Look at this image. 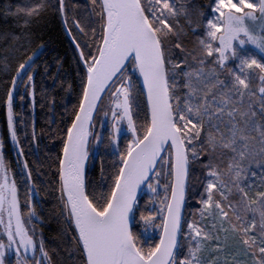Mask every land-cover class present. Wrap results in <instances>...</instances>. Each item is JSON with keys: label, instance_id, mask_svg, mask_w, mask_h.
Listing matches in <instances>:
<instances>
[{"label": "snow or ice", "instance_id": "6c2138e0", "mask_svg": "<svg viewBox=\"0 0 264 264\" xmlns=\"http://www.w3.org/2000/svg\"><path fill=\"white\" fill-rule=\"evenodd\" d=\"M48 6L36 0L17 12L39 18ZM65 8L58 0V11ZM209 9L187 0H92L83 21H73L80 92L56 164L80 264H264V0H212ZM186 28L199 32L190 49ZM24 47L0 51L7 126L20 156L14 99L21 83L34 97L31 70L43 45ZM101 112L114 159L97 184L86 164L92 140L102 141L94 130ZM193 163L202 191L186 215ZM20 175L31 181L27 160ZM24 207L27 214L0 151V264L8 252L17 264H51L31 198ZM150 229L155 239L142 235Z\"/></svg>", "mask_w": 264, "mask_h": 264}, {"label": "trees", "instance_id": "16d2710c", "mask_svg": "<svg viewBox=\"0 0 264 264\" xmlns=\"http://www.w3.org/2000/svg\"><path fill=\"white\" fill-rule=\"evenodd\" d=\"M35 2L36 0H0V51L13 44H23L25 47L20 50L22 52L27 50L30 53L32 49L43 45L41 54L31 70L32 74L34 73L35 123L29 98L31 87H26L23 83L17 89L14 113L19 140L24 149L33 182L45 203V232L52 263L70 264V246L65 235L66 229L64 230L70 224L68 225L64 216L61 215L56 161L62 149L63 132L61 130L69 122L73 107L78 104L79 74L82 71V65L78 51L64 29L63 16L58 11V0H47L49 6L39 18H29L17 12V9H26ZM187 2L191 7L205 10L206 13L209 12V6L212 4V0H187ZM65 4L67 24L79 40L81 36L75 29L73 21L76 19L83 21L92 9V0H65ZM181 22L184 23V21ZM186 33L184 46L190 49L195 46L199 32L193 33L186 28ZM17 37L18 40L15 39ZM15 66L16 62L13 61V67ZM0 79L7 80L8 77L0 72ZM3 99V87L0 86V137L8 143L6 106ZM123 146L124 140L121 139L120 147L123 148ZM110 152L107 133L90 158L87 170L89 181L99 184L101 174H107L111 170L114 157L110 155ZM202 179L203 171L200 165L193 163L190 169V183L194 185V191L189 196L185 208L186 215L197 206L198 193L202 191L200 188ZM149 209L148 195L143 194L140 210L147 214ZM143 236L146 239H155L158 235Z\"/></svg>", "mask_w": 264, "mask_h": 264}, {"label": "flooded vegetation", "instance_id": "af4514ba", "mask_svg": "<svg viewBox=\"0 0 264 264\" xmlns=\"http://www.w3.org/2000/svg\"><path fill=\"white\" fill-rule=\"evenodd\" d=\"M205 12V10H204ZM101 122H103L104 127H101ZM97 133H100L102 135L103 131H106V118L103 117V113L101 112L95 121V129ZM21 144V143H20ZM95 144V139L92 140V146ZM0 151L3 152L6 162L10 165L11 174L16 176L18 187L20 190V200L22 205V211L27 214L28 208L24 207L25 202L31 198V206L35 209L36 217L38 220H33V224L37 228L38 233L42 234V238L45 243V248L49 252V255L51 256V264L52 263V255L48 248V240L45 232L46 227V221L44 218V205L43 202V196L40 194V192L36 189L35 184L33 182V178H31V181H23L21 178L20 173L23 172V161L26 160L25 155L20 156L18 153H16V150L13 148L12 143L4 142L2 138H0ZM22 147V146H21ZM26 175V173H25ZM69 225V223H68ZM65 235L67 236V242L70 246V264H80V255L79 252L76 249V246L72 240V236L74 234V230L71 226H68L67 228H64ZM37 256H39V252H37ZM5 264H17L16 256L14 252H8L5 255ZM47 264V262H46Z\"/></svg>", "mask_w": 264, "mask_h": 264}, {"label": "water", "instance_id": "95a60500", "mask_svg": "<svg viewBox=\"0 0 264 264\" xmlns=\"http://www.w3.org/2000/svg\"><path fill=\"white\" fill-rule=\"evenodd\" d=\"M62 16H63V25H64V29H65V31H66V33H67V35L69 36V38L71 39V41H72V36H73V34H72V32H71V35H69V32L67 31V29H69V27H68V25L67 24H65V22H64V20H65V14L64 13H62ZM73 42V41H72ZM74 44V43H73ZM75 45V44H74ZM78 51V50H77ZM79 53V52H78ZM33 76H34V74H33ZM33 91V88L31 87V90H30V92H32ZM34 92H35V90H34ZM30 100H31V104H32V107H33V110L35 111V95H34V97L33 96H30ZM6 116H7V109H6ZM9 135H10V133H9ZM10 138H11V136H10ZM17 139H18V136H17ZM19 141V140H18ZM11 142H12V144H14L15 146H16V148L18 149V147H17V144L15 143V142H13L12 140H11ZM19 147H20V144H19ZM90 155H91V153H90ZM90 155H89V159H90ZM89 159H88V161H87V164H86V176H87V168H88V163H89ZM142 192H143V190L140 192V195L142 194Z\"/></svg>", "mask_w": 264, "mask_h": 264}, {"label": "rangeland", "instance_id": "374dc122", "mask_svg": "<svg viewBox=\"0 0 264 264\" xmlns=\"http://www.w3.org/2000/svg\"><path fill=\"white\" fill-rule=\"evenodd\" d=\"M68 25V24H67ZM69 27V26H68ZM70 29V28H69ZM259 58V57H258ZM229 67H231V65H229ZM109 134L110 133V123H109V120H107V122H106V134ZM145 194H147V192L145 191ZM148 195V194H147ZM150 207H151V205H150ZM152 234H154V235H158V230H149V231H147V232H144L143 233V235H145L146 237L147 236H150V235H152Z\"/></svg>", "mask_w": 264, "mask_h": 264}]
</instances>
